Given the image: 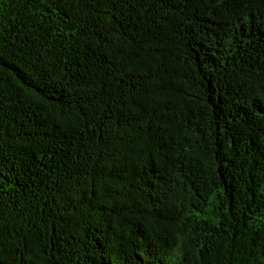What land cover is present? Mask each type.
I'll use <instances>...</instances> for the list:
<instances>
[{"label": "trees", "instance_id": "trees-1", "mask_svg": "<svg viewBox=\"0 0 264 264\" xmlns=\"http://www.w3.org/2000/svg\"><path fill=\"white\" fill-rule=\"evenodd\" d=\"M0 264H264V0H0Z\"/></svg>", "mask_w": 264, "mask_h": 264}]
</instances>
